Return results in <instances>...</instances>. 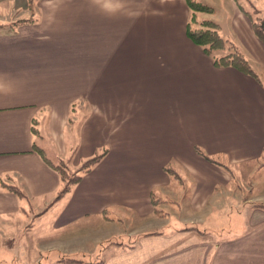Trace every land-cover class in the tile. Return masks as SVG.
Segmentation results:
<instances>
[{
  "label": "crops",
  "instance_id": "0c3cea01",
  "mask_svg": "<svg viewBox=\"0 0 264 264\" xmlns=\"http://www.w3.org/2000/svg\"><path fill=\"white\" fill-rule=\"evenodd\" d=\"M216 3L202 17L225 13L257 77L189 38L188 0H0V25L27 21L0 31V181L29 198L0 188V220L36 214L58 255L101 264H264V43ZM34 144L75 168L104 157L54 202Z\"/></svg>",
  "mask_w": 264,
  "mask_h": 264
},
{
  "label": "rangeland",
  "instance_id": "374dc122",
  "mask_svg": "<svg viewBox=\"0 0 264 264\" xmlns=\"http://www.w3.org/2000/svg\"><path fill=\"white\" fill-rule=\"evenodd\" d=\"M201 3H204L211 7L213 9L212 13L209 15H212L216 12H219L217 8L212 4L216 3V0H195ZM222 2L223 0H219ZM238 7L241 8L242 12L248 16L252 22H256L259 25L264 24V7L262 8L264 4V0H232ZM220 2H217V7L220 8L221 11H224V8H221L219 5ZM37 4V3H36ZM35 5V3H34ZM192 12V11H191ZM206 14V13H205ZM202 13H196L194 14L192 12V16L194 17V22L191 23V26L193 28L200 27L203 20H212L218 24L222 28H224L222 31L224 38L229 39V41L232 42L234 47L236 48L235 51L241 52L245 57V51L241 49L233 39V33L231 30L229 19H227L225 13H222V19L221 17L214 16V19H209L206 17H202V15H205ZM250 15V16H249ZM193 19V18H192ZM254 28V25H253ZM231 30V31H230ZM255 30V29H254ZM237 42V41H236ZM229 53L228 50H220L215 52V56L221 57L224 55H227ZM247 58V57H246ZM47 154L50 159L55 160L52 153L50 151H47ZM56 161V160H55ZM70 166L71 173L73 174H79L81 166L79 168L73 167L74 165L71 164V162H68ZM255 181L258 182L256 179ZM253 181L251 177L248 179H240L237 178V185L244 187H252ZM250 189L248 190H241V192H237V199L241 197H248L250 194ZM239 196V197H238ZM215 204V203H213ZM217 204V203H216ZM160 216H164L165 210L159 212L157 211ZM210 212V209H208V213ZM43 213V212H42ZM173 214H175L173 212ZM27 220H21L24 219L25 216L21 217H14L6 220H0V264H101V257H83L85 255H78V256H67V255H58L57 246L58 242L53 239L52 236L48 232H42V229L38 227L35 221L36 214H26ZM174 216V215H173ZM223 218V217H222ZM226 219V217L223 218V221ZM213 221V217L210 222ZM168 229L172 230L176 228L177 222L174 220L171 224H169ZM116 244V243H111ZM55 250L57 252H55ZM54 251V252H53ZM73 260L72 263H68L67 260ZM100 262V263H99Z\"/></svg>",
  "mask_w": 264,
  "mask_h": 264
},
{
  "label": "trees",
  "instance_id": "16d2710c",
  "mask_svg": "<svg viewBox=\"0 0 264 264\" xmlns=\"http://www.w3.org/2000/svg\"><path fill=\"white\" fill-rule=\"evenodd\" d=\"M40 1L41 0H28L29 7L33 8L34 3L36 4ZM188 3L190 10L194 14L196 13L211 14L213 11V9L208 5L195 0H188ZM192 18H193L192 22H194L193 21L194 17ZM24 23H27V21H21L19 23H15L9 26L0 25V31L14 33L16 32L17 27L20 24H24ZM253 25L257 37L264 43V24L258 26V24L254 21ZM188 35L189 38L194 43L204 48L205 52L214 59L215 64L217 66H233L246 74H250L257 77V74L251 67V64L249 63L247 58L241 52L239 53L235 51L236 49L234 47L235 45H233L232 42L229 41V39L224 38V36L221 33V27L218 23L212 20H203L199 28L198 27L193 28L190 23L188 29ZM220 50H228L229 53L221 57L215 56V52ZM37 134L38 131L34 129V135ZM34 149H36V151L42 156L44 161L52 169H54L60 177L62 187L58 192L54 202H58L62 200L64 197H66L72 191V189L81 182L84 174L89 173L93 169V167L96 166L104 157V154H102L95 156L94 158L84 162L81 166L80 173L77 175L69 171L70 166L68 162L64 160H58L57 162L54 161L52 162L46 158L43 151L39 149L35 144H34ZM173 175L179 177L177 173L174 172V170H173ZM0 188L15 194L21 201L29 203L28 195L21 188L13 185H8L7 183H5L3 179L0 181ZM256 207L264 210V205H257ZM23 210L25 209L23 208ZM188 228L189 230H197L196 227H188ZM150 235H154V234H149L146 236H150ZM67 262L72 263L73 260L69 259L67 260Z\"/></svg>",
  "mask_w": 264,
  "mask_h": 264
}]
</instances>
